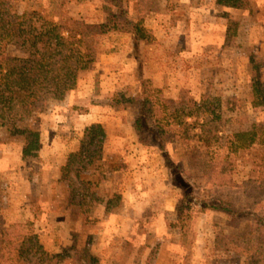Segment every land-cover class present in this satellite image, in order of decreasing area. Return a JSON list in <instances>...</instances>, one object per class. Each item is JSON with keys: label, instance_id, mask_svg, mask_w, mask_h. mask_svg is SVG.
<instances>
[{"label": "rangeland", "instance_id": "374dc122", "mask_svg": "<svg viewBox=\"0 0 264 264\" xmlns=\"http://www.w3.org/2000/svg\"><path fill=\"white\" fill-rule=\"evenodd\" d=\"M0 2L9 17L40 11L79 37L105 26L102 51L76 88L62 98L48 90L31 116L0 123V264H247L260 256L264 232L254 221L180 205L161 150L139 141L133 122L145 91L151 121L192 100L210 129L264 149V0H124L147 29L137 51L130 34L108 24L113 10L102 0ZM93 126L106 135L100 154L63 174ZM166 149L200 190L264 211L257 183L235 187L257 177L246 151L224 175L212 168L217 147L179 136ZM31 233L51 260L29 250L17 261Z\"/></svg>", "mask_w": 264, "mask_h": 264}, {"label": "trees", "instance_id": "16d2710c", "mask_svg": "<svg viewBox=\"0 0 264 264\" xmlns=\"http://www.w3.org/2000/svg\"><path fill=\"white\" fill-rule=\"evenodd\" d=\"M102 1L105 2L106 9L113 10L108 24H112L117 32L130 34L137 51L147 34L143 21L130 18L124 0ZM231 5L239 6L237 2H232ZM104 28V25L92 24L79 37L64 24L48 19L40 11H28L21 18L9 17L7 8L0 2V123L31 116L35 105L44 99L48 90L55 97L62 98L76 88L102 51L99 37L105 34ZM10 47L23 50L26 56L12 55ZM149 94L148 91L143 92L133 130L139 141L153 144L161 150L165 165L171 173L172 184L180 191V205L193 212L223 211L232 217L248 218L257 224V229L264 232V211H251L249 207L237 208L210 190H200L166 149L167 144L179 136L206 148L217 147L222 150V154L212 168L224 175L232 170L233 157L246 151L252 162V171L257 177L241 185H235L232 181L231 186L240 188L247 183H257L253 197L260 204L261 196L264 195L262 143L256 139L240 143L210 129L200 120L196 111L198 103L192 100L185 107L166 113L163 119L161 115L156 121H151ZM105 137L104 131L98 126L88 128L82 140L81 151L71 155L63 167V174L74 163H78L82 169L91 167L93 160L101 152ZM197 189L200 191L197 192ZM23 240L31 248L18 249V262L22 252L29 250L52 259L53 256L44 249L36 234L31 233ZM262 240L264 241V234ZM247 264H264V246L260 248V256L248 255Z\"/></svg>", "mask_w": 264, "mask_h": 264}]
</instances>
